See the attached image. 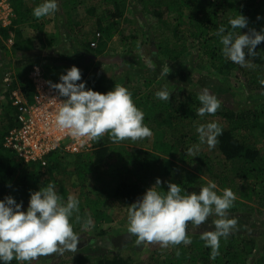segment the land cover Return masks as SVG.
Returning <instances> with one entry per match:
<instances>
[{
    "label": "trees",
    "instance_id": "trees-1",
    "mask_svg": "<svg viewBox=\"0 0 264 264\" xmlns=\"http://www.w3.org/2000/svg\"><path fill=\"white\" fill-rule=\"evenodd\" d=\"M10 1L15 18L10 27L0 29V53L3 59L15 57L23 63L20 69L25 72L20 77L19 85L29 102H32L35 91L30 79V73L35 67L41 69L48 83L55 84L60 82L61 74H66V69L75 65L81 69L82 81L87 82L86 88L103 94L108 92L103 85V80L111 79L93 69L94 60L105 54L108 44L116 34H123L119 30L120 22L117 18L123 15L121 7H125L126 4L131 6V0H113V3L110 2L114 8L113 11L105 10L102 15L97 14L95 7L87 9V20L80 19L78 15L71 18L66 17L64 13L82 6L78 0H58L56 13L66 18L63 34L70 43L75 45L73 49L78 51L77 54L89 52L88 58L83 56L87 58L86 63L80 59L62 60L51 57V54L45 53L49 49L36 50L32 37L26 35V29L27 27L37 29L45 26V17L36 18L32 14L33 9L42 0H32V4H28V0ZM156 6L144 3L143 8L144 11L146 9L156 11L154 17L157 18L159 25L174 29L176 38L180 33L179 27L183 26L184 22L188 24L186 39L192 41V47L196 46L198 61L206 62L215 72L225 77L233 70L239 73L247 70L246 74L241 75L248 94L243 93L244 95L239 96L228 93L224 101L235 98L236 101L243 102L244 97L249 95L252 101H257V104L255 103L251 108L232 109L224 101L219 100L220 108L214 114H205L201 117L197 114V110L201 107L197 98L199 93L188 91L185 95L180 94V99L186 98L187 103H182L175 112L171 111L173 107L171 100L163 101L156 98L155 93L158 90H151L144 94L145 88L136 86L137 92L132 93L134 99H137L136 106L147 110L144 116L145 123L150 121L161 128L164 125L170 126L174 120L197 123L200 119L202 121L210 119L217 122L222 128V134L217 138L216 143L219 154L211 157L199 150L189 153L187 150L199 140L198 133L194 135L181 133L178 137H174L175 134L167 136L170 130H165L161 134V140L170 139V142H155L154 150L143 151L142 158L139 159L134 155L127 160L131 161L136 171L126 165V159L123 157L124 151L110 145L105 137L93 139L94 145L91 152L67 154L57 151L49 157L45 168L28 165V167L35 168L31 170L15 156L16 153L7 151L3 147L5 136L15 126L16 114L11 113L14 108L8 104L7 108L10 109L5 112L6 114L4 113L8 125L0 134V200L10 195L16 199L17 203L23 201V210L26 211L30 191H38L49 181L56 184L66 200L67 191L64 184L58 180V176L67 174V168L71 167L72 174L77 176L78 184L82 188L79 212L74 213L71 221L76 233L82 230V220L87 215H91L93 222L97 224L96 227L114 219L106 209L130 206L142 197L147 189L155 185L157 178L161 180L160 188L157 187L158 191H167V184L171 182L180 185L182 191L189 193H199L202 186H206L209 181H214L217 184L218 193L224 188H231L236 196L233 206L228 210L230 216L237 214L240 217L253 212L264 214V85L261 84L264 80V65H256L249 70L251 67L241 66L227 59L222 53L223 46L216 35L217 29L222 25L234 35L239 34L240 29H232L229 24V20L239 14H242L248 21L247 27L241 29L242 34L250 29L264 31V0H216L213 3L207 0H164L162 5ZM91 17L95 21L89 23ZM86 24L92 26V29L99 35L98 38L94 36L92 39H87V36H84L82 29ZM148 30L142 31V36L146 37L145 43L156 48L157 52L153 56L165 62L182 61L192 48H189L187 43L164 46L165 41L158 42L157 38L151 35L153 30ZM135 33L136 30L132 35L124 37L121 40L122 43L127 47L134 46L138 41ZM12 38L13 45L9 46L8 41ZM63 40L59 36H50L48 46H58ZM260 49L264 50V42H261L255 50ZM108 61L109 59H103V62ZM114 62L118 69L123 65L117 57L114 58ZM190 62L193 63L192 60ZM124 69L123 67L120 71L123 72ZM7 72V67H0V85ZM116 74L117 71L113 72L114 76ZM126 76V87L133 81L139 80L134 77L130 79L127 74ZM144 81L146 82L143 87L151 89L152 82H147L146 78ZM165 114L167 119H163ZM260 142L263 145H258ZM114 159L116 161L111 162ZM91 182L95 185L90 189ZM90 197H93V200ZM248 201L254 202L257 208L247 209L249 208ZM77 215L82 218L81 221H76ZM209 217L218 218L215 214ZM104 233L105 231H102L100 234L104 235ZM200 236L201 234L191 235V244L176 245V248L163 256L153 252L149 257V264H264V234L255 236L251 233L241 234L237 229L236 232L232 230L226 238L220 239L219 255L215 260L209 258L211 249L205 246ZM135 254L138 255V252L136 251ZM43 256L40 257L43 258ZM133 263L132 260L124 258L116 251L100 256L78 253L72 259L61 258L54 263L44 264ZM11 264H18V262L13 259Z\"/></svg>",
    "mask_w": 264,
    "mask_h": 264
},
{
    "label": "clouds",
    "instance_id": "clouds-1",
    "mask_svg": "<svg viewBox=\"0 0 264 264\" xmlns=\"http://www.w3.org/2000/svg\"><path fill=\"white\" fill-rule=\"evenodd\" d=\"M58 10V0H42L33 9V16L42 18ZM259 19V17H258ZM232 29L239 28L234 35L223 25L216 35L219 38L223 55L234 63L244 66L246 57L257 55L255 49L264 42V31L250 29L242 34L248 21L239 14L229 20ZM60 75L59 83L49 82L56 89L60 101L54 115V124L66 131L73 138L99 139L108 133L113 142L126 139L133 141L150 138L152 131L144 122V113L139 109L132 92L125 86L115 85L106 94L86 88L82 81V72L73 65ZM166 76L165 71H161ZM79 82V83H77ZM264 85V80L261 81ZM172 94L167 88L155 93L156 98L168 101ZM201 107L197 114H214L220 108L218 97L208 88L198 94ZM200 144L209 148L218 142L222 134L221 126L215 122L199 124L196 127ZM199 145L190 147L189 153L198 151ZM161 180L156 179L153 187L147 189L143 196L127 207V231L136 238L137 245L159 242L167 247L169 244H191L192 240L186 229L189 222L201 225L210 215L218 219L213 221L214 230L201 233L200 238L210 248V259L219 255L220 239L226 238L236 227L237 220L229 216L228 210L233 206L236 196L231 188H224L219 193L217 184L209 181L199 189V193L182 191L180 185L169 182L167 191H158ZM80 201L69 194L67 199L59 192L56 184L49 181L38 191H30L27 210H23V201L17 203L12 196L0 200V264H11L15 259L18 264L31 261L39 255L53 252L76 251L80 235L74 231L72 218L79 212ZM81 221L80 216L75 217ZM93 226L91 215L82 220V228Z\"/></svg>",
    "mask_w": 264,
    "mask_h": 264
},
{
    "label": "rangeland",
    "instance_id": "rangeland-1",
    "mask_svg": "<svg viewBox=\"0 0 264 264\" xmlns=\"http://www.w3.org/2000/svg\"><path fill=\"white\" fill-rule=\"evenodd\" d=\"M131 1V6L128 5L130 8H128L127 4L125 7H121L123 15L120 18H117V20L120 22L119 30H121V33L123 32V34H116L113 37L112 41H110V43L108 44L105 54L103 55L104 57H97L94 60L93 69L96 72H100L106 75L107 78L111 79L103 80V85L108 91H111L115 87V85L125 86V79L127 78V74L128 76H130V79H132L133 77L139 78V80L133 81L132 83L127 85V88L132 93L137 92L136 86L142 89L145 88L143 91L144 94H147L151 90L159 91L163 88H167L169 93L172 94L168 101L171 100V104L173 106L171 111L174 112L177 111L178 107L182 103H187L186 98H184L183 100L180 99V94L185 95V93H187L188 91L189 93H200L203 88H208L210 92L215 94L221 101H224V99L229 95L228 93H232L234 95L239 96L248 94L246 93V85L244 84L241 75L242 73L246 74L247 70L242 73L233 70L229 75H227V77L218 74L206 62L198 61V51L196 46L192 47V41L186 39V29L189 28L187 23L184 22L183 26L179 27L178 31L180 33L179 36L176 38L173 32L174 29H167L159 25L157 18L154 17V13L156 11H147V9L146 11H144V3H150L151 5L157 7L156 5H162L164 0ZM207 1L209 3H213L216 0ZM78 2L82 3V6L78 7L76 10L65 11L64 13L66 14V17L70 16L71 18L78 15L80 19L84 18L87 20V9L95 7L98 15H102L103 11L105 10L113 11L114 9L112 6L113 0H78ZM110 2L112 3L110 4ZM28 4H32V0H28ZM65 19L66 18H64L62 15L58 16V14L55 12L54 14L45 17V26L43 28L32 29L30 27H27L26 35L32 37L33 44L36 50L40 48H44L45 50L49 49L45 53L51 54V57L54 56L55 58H59L62 60H68L71 58H73V60L80 59L83 63H86L85 61H87L86 59L88 58L89 52L77 54L78 51H75L73 49L75 45L70 43L65 38V34H63L65 31ZM47 20L49 22H47ZM91 21L94 22L95 20L91 17L89 23H91ZM148 29L153 30L151 32V35L153 34L157 38L158 42L165 41L163 42L164 46L187 43L188 47L192 48L189 50V53L182 59V61L179 60L177 62H165L160 58L154 57L153 54L157 52L156 48H154L150 44L145 43L146 37L142 36V31ZM135 30V37L136 39H138V41L135 43V41L133 40L132 43H135L134 46H125L121 40L124 37L132 35ZM82 31L84 36H87V39H92L94 36H96V38L99 37L95 30L92 29V26H88V24H86V26L84 25ZM50 36H59L62 40L64 38V40L61 41L58 46L49 47L48 41ZM255 51L257 52V55L253 57H248V61L245 64L246 67H251L249 68V70H251L256 65H264V50L260 49ZM83 56H87V58L85 59V57ZM115 57H117L121 64L124 65H122L121 68L124 67V70L126 71L122 70L123 72H121V68L118 69V66L114 62ZM103 59H109V61L103 62ZM191 60L193 62V65L190 62ZM22 64L23 63L19 62L18 59H16L15 57L3 59L0 53V67H7V73H9L13 79V85L11 86L12 88L20 87V77L23 72H25V70L20 69L22 68ZM162 70L165 71V73L167 74L166 76H162L160 74ZM116 71L117 74L116 76H114L113 72ZM145 78L148 80L147 82H152L151 89H147L145 86L143 87L146 82L144 81ZM11 87H8L4 83V81H2V84L0 85V134L3 132V128L8 125V120L7 117H5V112L9 111L10 108H7V106L8 104H10L13 107L12 98H10L8 92L10 91ZM242 98L243 97H241V99ZM133 100L135 102L137 99H134L133 97ZM224 102L227 106H230L232 109H242L246 107L251 108L255 103L257 104V101H252L249 95H246V97H244L243 102L240 100L236 101L235 98L234 100L229 99L228 101ZM140 109L143 111L145 116L147 110L145 108ZM11 113L15 114V108L11 111ZM174 116H176L175 113ZM163 119H167L166 114L163 116ZM207 122H211V120L209 119L206 121H202V119H200L197 123H192L190 121L183 122L180 120H174L170 126L164 125L160 128L155 123L147 121L146 124L152 131V136L150 138L138 139L135 141L131 139H126L120 142H113L112 139L109 137L108 133H105L102 137L107 138V140L110 142V145L122 149L124 151V155H122L126 159V165H128L129 168L134 169L131 165V161H127L130 159V156L132 157L135 155L137 158L140 159L143 157V151L154 150L153 147H155V142H170V139L161 140V134H163L165 130H170L167 136H172V134H175L174 137H178L181 133H189L190 135H194L195 133H197L196 127L199 124ZM194 145H199V151L210 155L211 157L219 154L216 144L214 147L209 148L206 143L200 144L198 140L196 143H194ZM258 145L261 146L263 145V143L260 142L258 143ZM91 151L93 150H90L88 152ZM115 161L116 160L114 159L111 162L114 163ZM25 166H27V168L31 170H35L34 167L31 168L30 166L28 167V165ZM134 170L136 171V169ZM72 171L73 170L71 167L67 168V174H60V176H58V180L64 184V188L67 191V196L69 194H73L78 199H80L82 195V188L78 184L77 176L72 174ZM94 185L95 183L91 182L90 189L93 188ZM90 198L93 200V197ZM247 203L249 204V208L247 209L257 208L254 202L248 201ZM127 207L128 206H118L116 208L111 207L110 209H106L108 210V214H110L114 219L98 227H96L97 224L93 222V226L88 228L87 230H84L83 228L82 230H79L77 234H79L80 237L76 251L66 250L62 253L57 251L45 254L43 258L40 257L41 255H39L31 261V264H44L46 262L54 263L61 258L72 259L73 256L77 255L78 253L100 256L104 255V253L109 254L114 253L116 251L121 253L124 258L132 260L134 262L133 264H149V257L153 254V252L159 253L163 256L174 248H176V245L172 244H169L167 247H164L159 242H146L144 244L137 245L136 238L132 235L131 242L127 243L124 240H117L118 237L128 234ZM86 209L89 210L88 208ZM231 217H234L237 220V225L233 229L234 232H236L237 229L241 234L251 233L255 236L264 234V214L253 212L240 217L237 214L235 216H230V218ZM214 220L215 219L209 217L201 225H194L189 222L186 231L188 235L191 236L195 234H201L206 231L214 230ZM102 231H105L104 235L100 234ZM136 251L138 252V255L135 254ZM160 259H162V257ZM20 264H26V262L21 261Z\"/></svg>",
    "mask_w": 264,
    "mask_h": 264
},
{
    "label": "built area",
    "instance_id": "built-area-1",
    "mask_svg": "<svg viewBox=\"0 0 264 264\" xmlns=\"http://www.w3.org/2000/svg\"><path fill=\"white\" fill-rule=\"evenodd\" d=\"M15 18L10 0H0V29L8 28ZM13 38L8 45H13ZM30 79L34 86L32 102L18 88H12L13 79L7 73L4 83L11 87L9 96L15 108V126L4 138L5 149L16 153L20 161L26 165H37L45 168L49 157L62 151L67 154H80L93 148V139L73 138L66 131L59 130L54 124V115L60 101L56 89L50 87L40 68L35 67ZM66 143V144H65Z\"/></svg>",
    "mask_w": 264,
    "mask_h": 264
},
{
    "label": "water",
    "instance_id": "water-1",
    "mask_svg": "<svg viewBox=\"0 0 264 264\" xmlns=\"http://www.w3.org/2000/svg\"><path fill=\"white\" fill-rule=\"evenodd\" d=\"M118 238H117V240H123L124 239V241L127 242V243L132 241L131 234H129V233L125 234V235H122V236H120Z\"/></svg>",
    "mask_w": 264,
    "mask_h": 264
},
{
    "label": "flooded vegetation",
    "instance_id": "flooded-vegetation-1",
    "mask_svg": "<svg viewBox=\"0 0 264 264\" xmlns=\"http://www.w3.org/2000/svg\"><path fill=\"white\" fill-rule=\"evenodd\" d=\"M124 240V239H123ZM122 241V240H121Z\"/></svg>",
    "mask_w": 264,
    "mask_h": 264
}]
</instances>
